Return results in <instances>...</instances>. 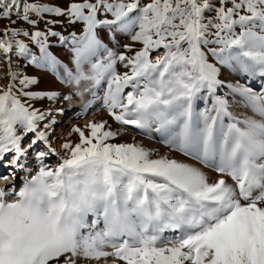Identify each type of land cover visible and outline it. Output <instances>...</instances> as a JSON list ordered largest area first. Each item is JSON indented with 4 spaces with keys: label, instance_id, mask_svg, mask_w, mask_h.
I'll use <instances>...</instances> for the list:
<instances>
[{
    "label": "snow or ice",
    "instance_id": "6c2138e0",
    "mask_svg": "<svg viewBox=\"0 0 264 264\" xmlns=\"http://www.w3.org/2000/svg\"><path fill=\"white\" fill-rule=\"evenodd\" d=\"M0 19L9 21L0 56L10 77L0 86V180L22 182L0 187V264H264V88L220 79V66L264 77V0H0ZM57 25L82 28L65 35ZM100 29L117 46V33L131 43L109 47ZM50 37L68 48L74 69L50 51ZM13 55L70 91H27L38 78L17 71ZM223 87L262 119L234 115L217 95ZM201 93L212 104L197 111ZM21 96L80 97L76 118L99 102L121 128L72 125L68 136L79 141L63 138L61 155L50 137L66 110H41ZM129 126L162 134L188 159L135 137L113 142Z\"/></svg>",
    "mask_w": 264,
    "mask_h": 264
},
{
    "label": "rangeland",
    "instance_id": "374dc122",
    "mask_svg": "<svg viewBox=\"0 0 264 264\" xmlns=\"http://www.w3.org/2000/svg\"><path fill=\"white\" fill-rule=\"evenodd\" d=\"M45 2L50 3H60L62 6L67 3V0H45ZM12 19H16L15 16L12 17ZM22 22H18L17 25H12V27H18L21 25ZM9 25V21L5 19H0V29L5 28ZM23 27H29L28 25H23ZM38 27L41 29L44 28V23L41 22ZM82 28V25H76L75 29L68 27L67 25L61 27L60 25L56 26V30L62 31L65 35H67L70 31L76 30L79 32ZM100 35L101 38L104 40L105 43L109 45V47L116 48L118 51H124L122 45L126 43H131L130 39L127 36L121 35L120 33L116 34V39L119 40L120 46H117L114 41H111L109 38V34L107 29H100ZM237 31H239V28H237ZM21 39H24L25 41H28L27 37H20ZM50 51L53 52L60 60H62L64 63L68 64L69 67L74 69V65L71 63V53L69 52L67 47H62L58 43L57 37H50ZM30 47H32L33 51H35L37 54H39L38 48L31 44L30 41ZM136 47H140L139 44L136 45ZM161 51H163L161 49ZM131 54V53H129ZM156 53H153V56H155ZM13 61V67L21 72L22 74H27L28 76H34L38 78L39 83L36 85L29 86L27 91H58L62 94H67L70 91V86L66 85L61 82L60 78L56 76L55 74L51 73L50 71H46L44 69L37 68L31 64H28L25 59L19 58L15 55L12 56ZM219 66V65H218ZM119 71H126L127 69H124L121 65H118ZM221 67V75L220 79L231 82L233 84L239 82L241 84H244L248 87H251L253 90L259 92L262 88H264V77H261L259 75L249 77L239 71H234L232 69H229L224 66ZM85 68H87V65H85ZM9 71L7 63L4 61L3 57L0 56V74H3L2 77H0V86H3L4 88L7 87V85L10 83V77L7 76V73ZM18 83V81H17ZM217 95L226 96V98L229 101L230 104V111L233 112L234 115L238 116L241 119H244L245 117H253L255 119H262L258 114L254 113L253 110L246 106L244 98L239 96V94L232 93L227 87H223L218 90ZM90 94H86L84 99H90ZM21 99L25 101L26 103L32 104L35 108H39L41 110L47 109V108H64L66 110L65 115H57L56 119L59 121V124L55 125V132L53 133L52 137V144L53 147L56 148L61 155H64V150L61 148L62 143L64 142L63 138H68L72 140L73 142L79 141L78 134L73 133L70 137L68 136V133L71 131L72 125H80L84 126L89 121H100V120H108L109 124L112 126L113 129H119L121 126L113 121L112 117L107 113L106 109L100 108L99 102H97L95 105H93L92 108L88 109L87 114L80 116L79 118H76V114L79 112V110L82 107V101L80 97H74L73 102L64 101L62 98L57 99L56 101L49 100L47 98L43 99H33L29 100L26 97L21 96ZM212 104V99L206 94L201 93L200 96L196 98L194 101V108L197 111L203 110L206 106L210 107ZM99 108V111L96 109ZM228 119L225 118V123H228ZM133 137H135V141L138 143H142L144 146L148 148H153L158 151L159 154H168L169 156L176 157L178 159H188L186 157H183L179 153H176L175 151H171L168 149L166 144L163 143V135L156 132H141L134 127H127L125 134L118 137L113 142L120 143V142H132ZM31 135L29 137L25 138V140L22 142V146L26 147L27 144L30 142ZM42 147V145H41ZM50 165H55L59 163V160L56 156H52L48 161ZM27 166L29 168L33 169V173L38 170L35 160L33 158V152L29 150L28 154V161ZM203 167V166H201ZM7 169L0 167V173L6 172ZM205 171L209 172L210 177L212 179L216 178V175L214 172H212L211 169L205 168ZM25 175L24 173H18L17 176ZM231 182V181H230ZM15 184L17 189L19 187H22V182L19 179L12 180L9 178V180H0V187H10L11 185ZM16 197L13 196L11 199H15ZM93 219L95 217L89 216L88 217V223L91 224ZM104 227L103 222L101 221L100 224L97 225L96 230L102 229ZM89 229L85 228L82 229V232L86 235L88 233ZM169 233H166L168 235ZM110 250V249H109ZM82 264H96L95 261H83Z\"/></svg>",
    "mask_w": 264,
    "mask_h": 264
}]
</instances>
